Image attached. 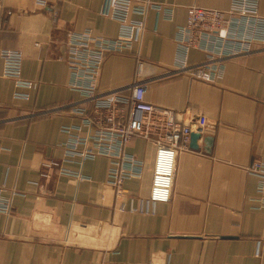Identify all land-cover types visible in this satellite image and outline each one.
Returning <instances> with one entry per match:
<instances>
[{"label":"crops","instance_id":"0c3cea01","mask_svg":"<svg viewBox=\"0 0 264 264\" xmlns=\"http://www.w3.org/2000/svg\"><path fill=\"white\" fill-rule=\"evenodd\" d=\"M38 1L0 0V52H18L20 77L33 83L17 88L0 56V204L9 206L0 212V264H264V193L246 170L264 162V44L217 59L221 75L210 82L176 62L187 7L227 10L231 0H151L170 6L172 17L130 12L144 21L141 37L104 56L97 93L127 95L139 82L146 102L207 119L197 147L189 139L177 152L170 199L156 204L146 201L151 142L127 144L142 174L125 181L122 197L106 182L108 158L66 154L70 135L92 133L76 113L87 102L69 86L67 34L111 39L119 22L103 14L105 0ZM257 9L264 18V0ZM206 55L191 48L186 64L204 63Z\"/></svg>","mask_w":264,"mask_h":264},{"label":"built area","instance_id":"2783aa9c","mask_svg":"<svg viewBox=\"0 0 264 264\" xmlns=\"http://www.w3.org/2000/svg\"><path fill=\"white\" fill-rule=\"evenodd\" d=\"M38 3L45 5L42 0ZM257 7L258 0H231L227 10L206 9L195 4L188 6L186 24L177 31L179 71H187L194 79L210 82L221 75L219 66L213 65L217 59L246 54L255 42L264 44V18L258 15ZM148 9H155L170 18L173 15L170 6L151 0H105L103 14L119 22L115 38L96 37L88 31L67 34L64 61L70 71L69 86L80 92L87 102L77 106L76 113L92 133L85 138L70 135L66 154L82 159L108 158L106 182L112 186L115 196L122 197L125 181L142 174V162L126 152L127 144L137 137L151 142L155 157L146 201L156 204L170 199L177 152L187 148L192 133H202L207 125L206 117L190 110L177 112L146 102L145 85L139 82L127 86L126 90L130 91L127 95L122 91L99 94L96 85L105 54L126 51L138 42L144 31V21L129 19V13L144 15ZM191 48L206 51L204 63L186 64ZM0 56L4 62L3 75L12 78L17 88L30 89L33 83L20 77L21 55L16 51H2ZM141 64L138 61V65ZM15 95L26 98L23 94ZM64 131L69 133L67 128ZM246 170L258 178V191L264 193V162L255 160ZM8 211V204H0V212Z\"/></svg>","mask_w":264,"mask_h":264},{"label":"water","instance_id":"95a60500","mask_svg":"<svg viewBox=\"0 0 264 264\" xmlns=\"http://www.w3.org/2000/svg\"><path fill=\"white\" fill-rule=\"evenodd\" d=\"M201 134H202V133H201ZM201 134H191V135H190V144H191L192 147H194V148L197 147V146H196V142H197L198 139L201 138ZM206 141H207V142L210 141V138L206 139Z\"/></svg>","mask_w":264,"mask_h":264}]
</instances>
